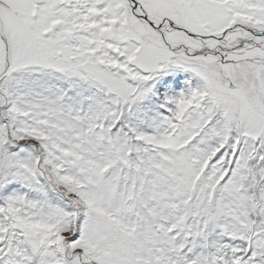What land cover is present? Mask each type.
<instances>
[{"label": "snow or ice", "instance_id": "6c2138e0", "mask_svg": "<svg viewBox=\"0 0 264 264\" xmlns=\"http://www.w3.org/2000/svg\"><path fill=\"white\" fill-rule=\"evenodd\" d=\"M0 264H264V0H0Z\"/></svg>", "mask_w": 264, "mask_h": 264}]
</instances>
